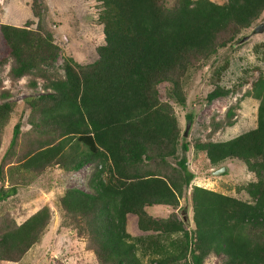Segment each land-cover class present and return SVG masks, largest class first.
Masks as SVG:
<instances>
[{
  "label": "trees",
  "instance_id": "16d2710c",
  "mask_svg": "<svg viewBox=\"0 0 264 264\" xmlns=\"http://www.w3.org/2000/svg\"><path fill=\"white\" fill-rule=\"evenodd\" d=\"M95 1L103 34L97 56L79 63L65 55L61 73L45 68L55 61L58 47L39 21L34 28L28 21L0 23L6 46L0 67L10 57L11 78L33 73L45 80L44 90L26 98L36 137L11 167L40 171L56 164L76 170L91 164L87 189L66 187L57 205L98 264H201L209 253L222 255L220 264H264V74L258 73L246 93L257 99L253 127L192 144L209 164L240 159L254 174L238 187L247 199L189 186L194 173L184 154L188 143L180 137L170 103L158 96V84L167 83V96L183 104L180 78L235 40L262 12L264 0H174L170 6L164 0ZM31 7L39 20L34 0ZM227 91L216 84L205 98ZM8 96L0 81V141L13 107ZM232 114L228 106L211 129L232 124ZM19 126V120L12 124L1 164ZM13 192L14 184L0 186V199ZM187 194L190 225L177 212L179 199ZM152 204L171 210L153 215L147 211ZM127 213L135 215L140 233L126 230ZM48 220L44 204L20 223L1 228L0 259H19L39 240Z\"/></svg>",
  "mask_w": 264,
  "mask_h": 264
},
{
  "label": "rangeland",
  "instance_id": "374dc122",
  "mask_svg": "<svg viewBox=\"0 0 264 264\" xmlns=\"http://www.w3.org/2000/svg\"><path fill=\"white\" fill-rule=\"evenodd\" d=\"M32 1L0 0V23L22 25L28 21V26L34 28L39 21L43 28L50 31L58 50L55 61L51 65H45L47 71L61 73L60 65L65 55H70L79 63L96 58L95 47L103 43L102 24L97 18L100 8L98 2L34 0L39 12L38 20V16L32 11ZM164 2L170 6L174 0ZM260 22H264V9L249 26L240 30L235 40L219 47L208 59L186 71L178 82L184 97L183 104L167 96V83L158 84L159 98L170 103L179 125L180 137L188 143L184 154L188 168L194 173L189 186L197 184L240 199L248 198L245 191L238 187L254 179V174L240 159L225 158L216 164H209L203 153L195 151L192 144L197 140L226 139L255 125L257 99L246 93L258 73L264 74V28L253 31L254 26ZM243 36L245 37L242 38ZM5 54L6 46L0 36V56ZM9 64L10 57H7L0 67L1 85L8 89V99L13 102L8 120L1 131L0 164L12 124L16 120L20 122V131L0 165V186L15 185V192L0 199V230L12 222L20 223L44 204L49 207V220L39 240L25 250L19 259H0V264H98L94 252L87 247L84 236L64 222L57 205V197L66 187L87 189L91 164L86 163L76 170H64L56 164H50L40 171L11 167L21 161L36 137L28 123L31 111L26 98L44 90L42 84L45 80L33 76V73L11 78L7 73ZM31 79L35 81L34 85H30ZM216 84L227 88V93L207 100L206 92ZM228 106L232 109L233 123L212 130L216 121L224 119ZM187 114L190 119H187ZM186 124V134L182 135ZM220 166H225V169L214 172ZM187 198H180L181 208L177 211L184 217H187L184 206ZM135 218L134 214L127 217L126 229L129 233L136 232ZM213 255L207 254L201 264H220L222 255Z\"/></svg>",
  "mask_w": 264,
  "mask_h": 264
},
{
  "label": "crops",
  "instance_id": "0c3cea01",
  "mask_svg": "<svg viewBox=\"0 0 264 264\" xmlns=\"http://www.w3.org/2000/svg\"><path fill=\"white\" fill-rule=\"evenodd\" d=\"M206 188H209V187H206ZM209 189H212V188H209ZM214 190V189H212ZM216 191V190H215ZM220 192V191H219ZM224 193V192H222ZM187 197L189 198V196L187 195ZM187 198V202L184 204V206L186 207V215H187V218L189 220V223L191 224V207H190V201L189 199ZM180 201V199H179ZM180 203V202H179ZM181 208V207H180ZM160 210V211H159ZM171 210V208L165 204H152V205H149L147 206V211L153 215H161V216H164L167 214V212H169ZM180 212H182L180 210ZM129 214H132V213H127L126 214V221H127V217ZM136 219V218H135ZM135 227V226H134ZM127 230V229H126ZM135 230L136 232L135 233H130V234H137V233H140L141 230L137 227H135ZM129 232V231H128ZM213 256H216V255H213Z\"/></svg>",
  "mask_w": 264,
  "mask_h": 264
},
{
  "label": "water",
  "instance_id": "95a60500",
  "mask_svg": "<svg viewBox=\"0 0 264 264\" xmlns=\"http://www.w3.org/2000/svg\"><path fill=\"white\" fill-rule=\"evenodd\" d=\"M263 28H264V22H260V23H258L257 25L254 26L253 31H261ZM244 37L245 36H243L242 38H244ZM186 127H187V124L184 127L182 135L186 134ZM224 169H225V166H220L217 169H215L214 172H220V171H222Z\"/></svg>",
  "mask_w": 264,
  "mask_h": 264
}]
</instances>
